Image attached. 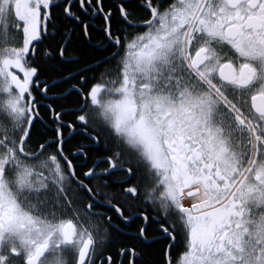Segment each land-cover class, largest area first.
<instances>
[{
	"label": "snow or ice",
	"instance_id": "6c2138e0",
	"mask_svg": "<svg viewBox=\"0 0 264 264\" xmlns=\"http://www.w3.org/2000/svg\"><path fill=\"white\" fill-rule=\"evenodd\" d=\"M0 264H264V0H0Z\"/></svg>",
	"mask_w": 264,
	"mask_h": 264
},
{
	"label": "trees",
	"instance_id": "16d2710c",
	"mask_svg": "<svg viewBox=\"0 0 264 264\" xmlns=\"http://www.w3.org/2000/svg\"><path fill=\"white\" fill-rule=\"evenodd\" d=\"M47 119V118H46Z\"/></svg>",
	"mask_w": 264,
	"mask_h": 264
}]
</instances>
